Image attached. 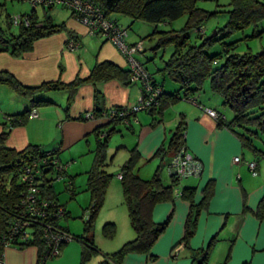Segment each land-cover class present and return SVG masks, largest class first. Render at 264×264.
<instances>
[{
  "label": "trees",
  "instance_id": "16d2710c",
  "mask_svg": "<svg viewBox=\"0 0 264 264\" xmlns=\"http://www.w3.org/2000/svg\"><path fill=\"white\" fill-rule=\"evenodd\" d=\"M91 1H94L103 10L108 19L114 21L116 18L125 17L133 23L140 21L157 27L163 23L173 22L187 16V22L183 30L161 32L155 29L150 36L145 38L156 42L155 52L159 49L174 46V53L169 61L165 62V68L161 73L180 86V91L173 94H168L163 89V95L159 99L158 107L150 113H146L152 117L151 126L156 127L164 121L165 111L177 102L182 101V93L185 95L183 100L191 97L196 98L197 95L204 91L206 82L210 81L211 91L221 96L223 106L231 110L234 115L233 120L228 121L223 114L219 113L221 117L217 121L218 126L234 133L240 141L243 150L250 151L255 157L260 158L259 155H261L264 158V153L257 149L254 141L250 138L252 136L257 139H264V48L256 54L249 53L242 56L232 52L236 48L235 45H232L226 51L225 58H222L220 55L211 56L208 53V49L211 48L213 43L219 41L215 37L203 39V43L199 46H191L189 43L190 33L198 30L200 34H203L205 30L200 32L201 28L214 15L199 9L197 7L198 0ZM231 7L229 24L225 28L226 36L249 27H256L264 21V0H231ZM42 10L45 14L43 21L40 20L37 12L32 11L29 16L34 23L33 26L30 28L19 27L17 34L0 28V52L9 51L13 57L20 58L24 54L31 52L37 41L67 31L65 24H56L54 19L47 13L48 10L53 9ZM115 22L117 23V21ZM38 23L42 25L39 28L35 26ZM10 27H13L11 22ZM257 36H260V33L255 31L254 37ZM141 57V55L137 56L139 60ZM143 58L147 59L146 52ZM221 59H225L222 64H220ZM218 64L219 67H216ZM130 76V70H124L113 62L105 61L95 65L87 80L78 78L70 84L55 82L37 87H28L19 83L11 74L1 72L0 86L6 85L19 96L29 99L32 104L31 108L34 110L38 105L44 103L35 100L38 95L48 92H67L71 103L79 88L86 83L96 87L95 101L96 105H99L103 101V94L97 88L98 85L114 80L132 85ZM158 85L161 86L160 84ZM108 110L96 108L93 112L99 118L101 113ZM31 113L28 111L9 118V129L0 135V256H3L6 251L4 238L9 234L10 228L17 218L16 211L25 191L24 186L20 184L22 167L32 157L42 154L38 148L32 147L18 152L7 146L11 129L27 125L31 119ZM80 120L86 121L84 117L80 118ZM132 125L133 123L127 126L122 121L109 122L105 126L98 128L94 133L97 139V149L93 168L88 173L87 185L92 198V207L89 211L91 218L86 226L85 237H74L68 229L60 226V221L58 222L60 228L69 232L75 241L82 243L81 264H87L93 256L98 255L100 252L95 246L94 240L89 238L88 233L91 232L95 219L104 205L111 180V176L105 171L109 141L117 133L119 126L128 128ZM186 128L185 119L181 118L180 125L173 135L169 148H161L155 157L164 159L170 152L174 155L178 150V146L182 143ZM104 131L108 132V136L100 138ZM141 160V155L137 149H134L130 160L121 171L122 179H120L124 192V202L136 237L134 240L124 244L117 253L105 255L100 264H124L125 259L130 255H151L153 247L160 236L165 233L173 216H169L164 223L157 224L153 220L154 209L159 204L175 202L177 197L189 202L191 205V212L186 221L185 234L177 247L184 244L185 248H190V241L196 233L200 212L207 209L212 200L214 187L212 183L208 184L203 190L202 201L196 205L194 202L196 190L186 188L181 191L179 189L180 184L174 178H172V185L169 187L163 184L159 173H156L153 179L149 181L144 180L138 173V164ZM54 183V178H47L41 186L42 197L52 203L58 202L53 186ZM67 189L75 195L74 185L73 190L68 187ZM177 189L180 190L179 196L176 193ZM69 217L70 215L66 211L65 218ZM257 217L260 220L264 219V199L258 208ZM33 231L31 233L32 240L29 243L15 242L18 245H13L12 247L21 249L31 246L37 247L39 249L38 264H40L46 251L45 241L37 227ZM104 233L105 236L112 238L115 234V226L106 225ZM212 245L213 242L207 250L197 252V254L203 255L200 264H206ZM194 259L195 261L197 260V258ZM151 260H155V258L151 256Z\"/></svg>",
  "mask_w": 264,
  "mask_h": 264
},
{
  "label": "crops",
  "instance_id": "0c3cea01",
  "mask_svg": "<svg viewBox=\"0 0 264 264\" xmlns=\"http://www.w3.org/2000/svg\"><path fill=\"white\" fill-rule=\"evenodd\" d=\"M115 21L124 28L133 24L125 17H119ZM62 24H65L67 31L37 41L33 50L20 58L13 57L9 51L0 52V73L11 74L24 86L37 87L55 82L70 84L78 78L87 80L95 65L105 61L113 62L124 70H129L125 58L113 44L102 37L90 36L87 28L72 16L70 20ZM137 34L131 35L130 41L133 45L142 41L137 39L139 36ZM71 38L80 42L81 46L78 50L68 49L67 43ZM140 60H143L142 57ZM155 81L160 84L157 80ZM97 88L103 94V101L99 105H96L95 101L96 87L86 83L79 88L71 103L67 92L42 93L35 100L44 103L32 110L29 99L19 96L10 87L2 85L0 95L7 96L11 101L3 99L0 101V135L9 129V118L28 111L35 112L37 116L34 118L30 116L31 119L27 125L11 129L7 146L18 152L32 147L38 148L41 153L59 151L60 160L65 164L69 158H75V149L79 145L83 144L84 147L87 145L91 148L89 139L96 137L95 131L107 124L102 120L84 121L80 118L96 108L99 110L116 107L130 108L138 103L141 96L140 85H127L118 80L102 83ZM201 95L202 93L196 96L198 102L218 112L210 104L203 103ZM194 108L197 110L187 106L179 107L175 110L176 116L170 120L164 118V121L156 127L151 126L152 119L149 116L143 118L139 114L137 122H134L131 127L125 126L135 137L136 149L142 160H152L161 148H169L181 118H184L187 126V147L190 153L203 164L204 172L200 178H195L197 180L187 181L181 191L186 188L195 189L194 202L197 205L202 201L203 190L207 185L212 183L214 187L208 208L200 212L196 233L190 241V248H185L184 244L177 246L184 237L191 205L189 202L176 198L175 202L162 203L154 209L153 220L157 224H162L169 216H173L165 233L153 247L151 255H130L125 259L124 264H200L203 255L197 252L207 250L212 242L206 264H222L230 242L233 243L225 264L226 262L227 264H244L249 260H252V264H264V219L260 220L257 217L258 208L264 199V179L258 180L257 183L250 180L248 176L251 172L247 166V163L258 162L259 174L257 177L251 176L258 178L261 172V159L258 157L247 159L234 133L220 128L216 120L198 108ZM172 155L173 153L170 152L162 159V162L171 158ZM235 158H241V162L235 164ZM71 162L73 164H70L75 165V161L71 160ZM66 177L71 182L74 180L69 175V169ZM73 185L75 195L72 196L75 197L78 194L75 180ZM53 186L55 190V183ZM56 195L58 199L57 192ZM59 224L62 226L61 221ZM66 229L72 233L69 228ZM222 233L225 234L223 241L227 243L217 246L220 252L213 254V249ZM128 235L127 239L122 241L125 242L124 244L135 239ZM79 243V241L69 243L63 249L60 258L46 264H81L82 243ZM176 250L179 252L175 258H172L171 254ZM151 256L155 260H151ZM38 257L39 249L35 246L26 249L9 247L3 255V260L4 264H38ZM194 258L197 260L195 261ZM103 259L99 261V264Z\"/></svg>",
  "mask_w": 264,
  "mask_h": 264
},
{
  "label": "rangeland",
  "instance_id": "374dc122",
  "mask_svg": "<svg viewBox=\"0 0 264 264\" xmlns=\"http://www.w3.org/2000/svg\"><path fill=\"white\" fill-rule=\"evenodd\" d=\"M197 7L214 15L205 23L204 27L201 28V30H205L203 34H200L198 30L190 33L191 38L189 43L191 46H199L203 43V39L213 36L219 41L213 43L211 48L208 49V53L211 56L220 55L222 58H225L226 51L229 50V46L232 45L236 46L232 52L242 56L249 53L256 54L261 52L264 48V21L259 23L256 27L246 28L230 36L225 35V28L228 26L230 20L229 13L232 11L231 0H198ZM32 11V7L28 3L20 2L18 0H0V28L5 31L10 30L13 34H17L19 31L18 28L10 27L11 17L16 15H30ZM37 13L40 16V20L43 21L45 19L44 11L40 8L37 9ZM47 13L54 19L56 24L67 22L72 16L71 10L63 9L61 7L48 10ZM187 18V16H184L176 21L166 22L157 27L140 21L133 24L131 23L129 26L125 27H129L127 28L129 33V44H132L130 40L132 38L131 35L134 33H138L137 35L139 36L137 39L139 41L144 40L142 42L144 48H146L148 59L142 57V61L147 70L153 75V78L164 87L165 92L168 94L180 91V86L178 84L161 73L165 68V62L169 61L175 48L174 46H169L165 49L156 50L155 52L154 48L156 47V42L145 38L150 36L155 29L161 32L181 31L186 25ZM255 31L260 33V36L254 37ZM224 61L225 59H221L220 64L224 63ZM216 67H219V64L218 66L216 65ZM209 89H211V82L207 81L201 95L203 101H201L206 105L210 104V106L216 108L218 112L225 116L226 120H233L234 115L231 110L223 106V99L221 96L213 93ZM47 94H52V92H48ZM184 96V93H182V101L177 102L165 111L166 114L164 118L166 120H170L172 117L176 116L175 110L182 106L197 110L192 103L185 99L183 100ZM2 99L8 102L11 101L3 94L0 95V101ZM139 115L143 118L149 116L152 119V117L146 113H140ZM250 138L254 141L257 149L264 153V139H257L252 136H250ZM89 141L91 143V148L87 145H85V147L83 144L79 145V147L75 149V158H69V160L65 162V165H68L72 163L71 160L75 161V165H72L73 163L70 164L68 169L69 175L76 181V187L78 190L77 196H72L73 193L67 189V186L71 182L68 177L55 181V190L57 194H59V204L64 206L67 213L70 215L69 218L62 217L61 225L65 228H69L74 237H85L86 226L91 218V213L89 211L92 207V198L87 185L88 173L93 168L95 162L97 139L96 137H93V139H89ZM134 149H136L135 137L129 132V130H127V128H125V126H119L117 133H115L109 141V147L107 150L105 171L111 176V180L107 189L105 202L95 219L91 232L88 233L89 237L94 240L95 246L100 252L98 255L93 256L87 264H99V261H101L105 255L115 254L123 247L125 242L123 243L122 241L127 239L129 236L128 234H130L132 239L136 236L131 226L128 209L124 202L122 183L119 180L121 171L130 160L131 153ZM244 154L247 159L255 158V156L248 150H244ZM259 157L261 159L260 177H251V173H249L250 176H248V178L254 181V183H257L258 180L264 179V158L261 157V155H259ZM171 160V158H168L162 162V159L159 157H155L152 160L143 159L138 164V173L142 178L145 177L143 179L149 181L153 179L155 173L160 169L159 171L161 172L158 171V173L163 184L169 187V184L170 186L172 185V177L168 170V165ZM74 180H72L73 183ZM194 180L197 179L191 178L181 181L179 189L181 190L183 186L186 185L187 181L191 182ZM179 198L180 197H177V199ZM108 224L115 226V234L112 238L105 236L104 233V228ZM223 239H225L224 233L219 236V240L216 242V246L213 249V254H218L220 252L219 247L217 246L227 243V241H223ZM230 243L229 249L226 251L222 260V264H225V261L229 256V250L233 242ZM178 252V250L174 251L173 254H171L172 258H175ZM249 263L252 264V260H249Z\"/></svg>",
  "mask_w": 264,
  "mask_h": 264
},
{
  "label": "built area",
  "instance_id": "2783aa9c",
  "mask_svg": "<svg viewBox=\"0 0 264 264\" xmlns=\"http://www.w3.org/2000/svg\"><path fill=\"white\" fill-rule=\"evenodd\" d=\"M31 5L32 10L37 9H55L63 7L71 10L73 18L85 26L88 34L92 37H102L113 44L125 58L130 70V83L141 86V96L138 103L130 108L116 107L108 111H104L97 118L94 112L84 115L86 121L102 120L107 123L114 121H122L129 126L137 122V115L140 113H150L158 107L159 99L163 95V88L155 81L151 73L147 70L137 56L144 57V44L138 43L131 45L128 43V29L120 26L114 20L108 19L103 10L91 0H18ZM13 27L19 28L25 26L30 28L33 21L29 15H16L11 17ZM41 27V24H36ZM204 30H201V32ZM80 42L71 38L67 47L71 51L80 48ZM187 101L192 103L194 107L204 112L209 117L218 121L221 117L216 110L206 108L198 103L197 98H188ZM35 112L31 113V117H36ZM108 132L104 131L100 138H106ZM168 166L169 173L172 178L176 179L179 184L181 181L189 178H200L204 172L203 164L190 153L186 144V132L182 137V143L178 146V150L171 158ZM241 158H235L234 163L239 164ZM61 162L59 151H45L40 156L32 157L25 163L21 170L20 184L24 186L20 205L16 211L17 218L10 228L9 234L5 239L6 249L17 243H29L32 240L31 233L37 227L41 231V235L45 241L46 251L40 264H46L49 261L56 260L61 257L62 249L65 245L75 241L74 237L64 229L58 226V222L65 217L66 211L58 202H50L42 197V184L53 176L51 179L61 180L66 177L68 167ZM250 172L254 177L259 174L258 162H250L247 164ZM122 179V175L119 176ZM73 190V183L67 186ZM179 196L180 190H176ZM15 242H17L15 244ZM0 264H4L3 256H0Z\"/></svg>",
  "mask_w": 264,
  "mask_h": 264
},
{
  "label": "water",
  "instance_id": "95a60500",
  "mask_svg": "<svg viewBox=\"0 0 264 264\" xmlns=\"http://www.w3.org/2000/svg\"><path fill=\"white\" fill-rule=\"evenodd\" d=\"M211 37H213V36H211Z\"/></svg>",
  "mask_w": 264,
  "mask_h": 264
}]
</instances>
